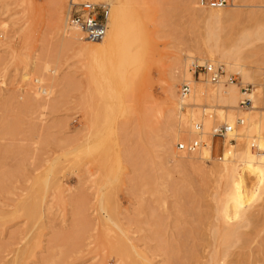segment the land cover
<instances>
[{
	"label": "rangeland",
	"instance_id": "374dc122",
	"mask_svg": "<svg viewBox=\"0 0 264 264\" xmlns=\"http://www.w3.org/2000/svg\"><path fill=\"white\" fill-rule=\"evenodd\" d=\"M118 1L115 10V0L94 3L119 20L117 41L98 54L82 47L98 42L63 35L71 0H0V264H191L184 250H212L209 226L223 185L209 167L221 161L175 146L194 138L199 121L209 154L218 155L222 143L210 129L229 124L218 112L237 120L264 115V104L247 110L244 97H215L225 78H192L205 92L186 106L168 95L171 85L176 99L182 83L193 89L181 72L204 62L207 48L239 40L238 63L251 79L218 64L239 89L262 87L264 0H232L233 17L211 22L210 32L196 0ZM178 112L191 119L190 134ZM244 125L237 129L245 135ZM245 140L235 142L240 149L223 142L238 155L228 164H238ZM256 200L255 213L264 193Z\"/></svg>",
	"mask_w": 264,
	"mask_h": 264
},
{
	"label": "bare ground",
	"instance_id": "6f19581e",
	"mask_svg": "<svg viewBox=\"0 0 264 264\" xmlns=\"http://www.w3.org/2000/svg\"><path fill=\"white\" fill-rule=\"evenodd\" d=\"M71 1L72 3L75 1H86L90 3L91 2L95 3L96 0H71ZM115 1H116L115 4L113 3V5L115 6L114 10L116 8L119 9L118 8L119 1L118 0ZM200 10L202 11V13L205 14L206 22H207L206 25H208L207 30L209 32L212 29L210 27L212 26V23L219 24L220 21L223 19V17H233L234 15L228 12L226 8L220 10H210V9L200 8ZM107 22L109 29L107 30L102 40L95 45H89L87 43L82 44L83 41L82 42L80 41L81 39L78 33L73 30H68L65 23H64L65 26L62 27V33L64 37L67 36L68 38L67 40H69L70 42L76 39L75 42L73 41L74 44L76 43L79 45V43L77 42H80L83 48H86L88 50L91 49L93 51L99 52L98 54H100L104 52L106 49H109V47L114 42L117 41V38L119 36V20L117 19L116 14L115 15L113 14L111 17H109V19H107ZM241 47H242V43L240 44V40L236 42L234 45H232L230 48H222L221 46L220 48H213V47L211 48L210 46V48L207 49L205 48L206 50L203 52L205 54V61H208L210 63H218V61H223L224 64L229 69H233L235 73L239 74V76L243 80L249 81L251 79L250 73L246 72L243 69L242 65L238 63L242 51ZM181 74L185 80H188L191 83L193 82L194 84L192 89L193 92L189 95L187 99L181 101L179 99L174 98L175 85H171L168 96L169 99L171 100L172 105L177 104L179 106H184V105L186 106L185 104L186 102L188 103V101L190 100L198 99L200 95L205 91L203 92L199 90L200 88L198 87V85H196L199 82L192 79L191 74L185 69V67H183ZM246 91H247L246 89L245 91L239 89L233 83H229L228 86H223L221 84H218L216 89H212V92H215L214 93L215 97L227 99V100L231 99L232 100L231 103H234L238 97H244L250 103L247 104L248 107L246 106L247 110L256 109L257 108L256 105L260 102L264 104V85L262 87L255 86V89L249 93H247ZM183 103L184 105H182ZM178 114L183 123L186 124L188 123L189 128L186 130V132L190 134L191 133L190 127L192 126L190 122L191 119L186 120L185 117H181L180 112H178ZM218 114L221 119H224L225 121L229 122V124L235 128L237 132V136L235 137L236 143L238 139H240L243 136L248 141L246 140L244 141L246 142V144H244V142L242 143V149L239 150L241 152L239 154L240 158L238 159V164L230 165L228 164L229 161L227 160L228 161L227 162L225 160V161H221L220 164H217L215 162L214 164H211V167H209L210 171L211 170L212 172L214 171V173H216L219 176V178L222 179L220 182L223 185V189L221 191L222 194L220 193V196L215 201V204L213 206L214 213L211 216L213 217L212 220H214V223L212 222L213 224L211 223L209 226L210 227L209 229H211L210 231L213 234L212 237L211 234L209 233L210 237L209 239H207L210 241L211 238H213L212 247L210 245V248L212 249L211 252L208 251L206 252L205 255H202V253L201 254L197 253L198 251L196 252L187 249V251L184 250L185 253L182 254L183 256L185 255L184 256V260H186L185 262H191V264H264V228L261 229L262 227H264V204L261 206L260 212L257 211V213H255L257 209L251 212V210L254 207L251 210L249 209L252 203H254V201H257L256 199L258 195H260L261 192L264 193L263 190L264 189V135H263L264 115L258 111H254V113L252 111H249L247 113L246 112L242 113L241 124L245 122V125L243 126V129L245 130V135H244L243 133H239L237 127L241 124H238V120H235L233 118L234 115L233 113L231 112L224 113L223 111H219ZM181 130L183 129L181 128L180 131ZM182 132H185V129ZM194 135L196 136L195 133ZM206 139H210V138H206ZM224 142H225V146L227 145L230 148H234L235 146H237L235 142L229 140H225ZM251 142H255V144L260 149L259 152H254L251 150V147H249ZM210 143H211L210 140H208L207 142H205V146L199 149L200 154L204 155L207 158H210L209 156L210 148H211ZM239 145H241V142L239 143ZM238 148L240 149V147ZM223 153L224 156L226 157L227 153H230L231 155L232 151L231 149H227L224 150ZM234 153L232 154V156L237 155L236 153L234 155ZM235 157H238V155ZM249 176H252V179L248 182ZM206 214H207L206 215L207 218L211 217L208 215V213ZM204 218H205L204 214H199L197 217L198 223L203 224ZM260 222L263 223L262 224L263 226L260 225L262 227L260 228L261 230L259 232L257 231L258 229L256 230V228L258 227L257 226L258 223L261 224ZM261 231H263V234H261ZM199 233L201 236L202 233L201 232ZM203 241L204 240H202V242ZM209 243L210 242H208L205 247H207ZM205 247L202 246V248ZM200 260H205V261H200Z\"/></svg>",
	"mask_w": 264,
	"mask_h": 264
},
{
	"label": "built area",
	"instance_id": "2783aa9c",
	"mask_svg": "<svg viewBox=\"0 0 264 264\" xmlns=\"http://www.w3.org/2000/svg\"><path fill=\"white\" fill-rule=\"evenodd\" d=\"M197 6L203 9L220 10L232 6V0H197ZM107 19L108 8L104 4H94L90 2H83L80 4L71 3L66 11L65 24L69 30L76 31L81 40L99 42L106 33ZM188 69L193 79L202 78L212 84L218 83L222 78H225L226 82L229 83H233L235 81L233 75H226L223 66L218 63L192 61L189 64ZM191 90V86L188 82L182 83L177 89L178 99L181 101L187 99L191 93ZM248 103L249 102L244 99L241 101L240 107H246ZM202 112H204V109ZM237 120L238 124L242 123L241 119ZM193 131L196 134V137L188 141L178 142L176 144L175 148L178 152L193 154L201 147L205 146V141L201 138L204 133L202 129V123H194ZM209 134L211 136V140H218L222 144L225 140L235 142V137L237 136L235 128L228 123L214 125L210 129ZM222 144L220 146L221 152L215 156L210 155L211 159L225 161L231 158L230 153H227L226 157L224 156ZM250 147L255 152L260 151L255 142H251Z\"/></svg>",
	"mask_w": 264,
	"mask_h": 264
}]
</instances>
